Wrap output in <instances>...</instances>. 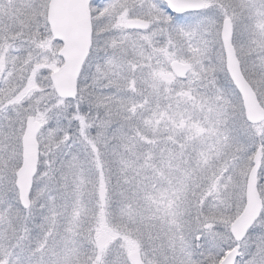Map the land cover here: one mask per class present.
Listing matches in <instances>:
<instances>
[{
	"label": "snow or ice",
	"instance_id": "6c2138e0",
	"mask_svg": "<svg viewBox=\"0 0 264 264\" xmlns=\"http://www.w3.org/2000/svg\"><path fill=\"white\" fill-rule=\"evenodd\" d=\"M0 264H264V0H0Z\"/></svg>",
	"mask_w": 264,
	"mask_h": 264
}]
</instances>
